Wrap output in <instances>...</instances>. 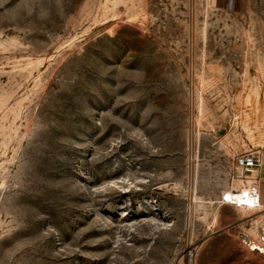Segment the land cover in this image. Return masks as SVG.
I'll use <instances>...</instances> for the list:
<instances>
[{"label":"rangeland","instance_id":"rangeland-1","mask_svg":"<svg viewBox=\"0 0 264 264\" xmlns=\"http://www.w3.org/2000/svg\"><path fill=\"white\" fill-rule=\"evenodd\" d=\"M263 146L264 0H0V264H264Z\"/></svg>","mask_w":264,"mask_h":264},{"label":"built area","instance_id":"built-area-1","mask_svg":"<svg viewBox=\"0 0 264 264\" xmlns=\"http://www.w3.org/2000/svg\"><path fill=\"white\" fill-rule=\"evenodd\" d=\"M236 165L243 171L242 187L223 193L218 205L233 206L239 211H253L255 214L236 222L231 228L236 230V236L241 245L250 252L264 256V206L260 198V182L257 172L261 162L258 152H247L240 155ZM186 264H191L187 261Z\"/></svg>","mask_w":264,"mask_h":264},{"label":"crops","instance_id":"crops-1","mask_svg":"<svg viewBox=\"0 0 264 264\" xmlns=\"http://www.w3.org/2000/svg\"><path fill=\"white\" fill-rule=\"evenodd\" d=\"M259 158H260V162H261V166L260 169L257 172V176L259 178V182H260V198H261V203L264 206V146L262 148H260L259 150H257ZM229 206V205H226ZM233 207V206H231ZM236 209V208H235ZM237 210V209H236ZM239 213H241L242 211L237 210ZM262 217H264V212L261 214ZM241 219H237L235 221L238 222Z\"/></svg>","mask_w":264,"mask_h":264}]
</instances>
